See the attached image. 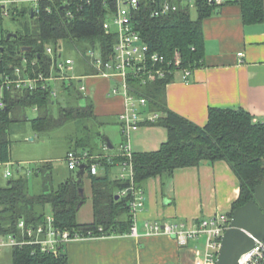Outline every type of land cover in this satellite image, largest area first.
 <instances>
[{
    "label": "trees",
    "instance_id": "16d2710c",
    "mask_svg": "<svg viewBox=\"0 0 264 264\" xmlns=\"http://www.w3.org/2000/svg\"><path fill=\"white\" fill-rule=\"evenodd\" d=\"M174 1L179 5L176 11L154 17L151 16L155 4L153 0H139L132 20L152 52L160 53L166 59H172L178 53L183 68L195 69L204 61L202 22L214 13L218 4L196 0V16L192 18L190 12L193 8L182 5L179 0ZM239 2L244 23L263 20L262 0ZM114 4L113 0H39L37 11L32 8V3L27 8L14 6L11 10L14 16L28 14L29 18L23 24V32L17 31L15 37L0 40V71L22 66L25 57L30 74L34 69L47 73L50 57L45 53V46L48 43L57 52L71 46L84 62V55L90 47L100 50L104 58L109 57L116 36L105 33L103 21L113 13ZM30 19L34 29L29 24ZM29 47L31 50L28 51ZM32 60L36 61L33 66ZM93 71L90 65L84 70H77L79 74ZM173 78L174 74H168L145 85L131 83L136 94L146 99L145 110L159 114L154 121L140 123L162 126L166 131V139L158 149L133 152V185L140 188L149 177L154 176L169 178L180 167L224 160L237 176L240 186L237 199L226 212L231 217L234 208L245 204L253 196L254 187L264 176V121L255 120L245 109L216 106L208 108L206 122L198 125L167 106L165 87ZM80 80L62 81L57 97H52L48 89L40 88L20 92L6 90L0 96L4 102V106L0 107V165L10 161L9 134L13 123L28 122L35 133H42L75 121L85 131L83 135L70 139L66 154L68 151H86L89 156L93 155L85 162L86 171L80 183L76 177L77 170L69 169L71 173L66 180L56 186L49 184L48 165L32 170L34 175L42 173L44 177L37 194L29 192V179L21 174L20 167L16 168L15 175L11 173L4 180L0 177V235H16L19 219L35 226L45 222L47 206L50 207L53 226L71 234L90 231L94 235L110 236L130 232L133 217L129 202L132 196L130 193L119 195L123 188L130 186V181L111 174V168L124 157L104 156L103 150L108 148L100 130L105 124L116 122V119L118 123L120 121L115 116L96 112L92 97L78 90ZM34 107L37 113L31 116L29 108ZM54 108L58 109L57 115ZM93 162L98 163V172L92 175L90 165ZM85 176L92 192L93 220L79 223L76 214L81 207L79 204L85 201V194L81 195L78 189L83 187ZM10 250L11 264H68L63 245L58 247L56 254L30 244Z\"/></svg>",
    "mask_w": 264,
    "mask_h": 264
},
{
    "label": "crops",
    "instance_id": "0c3cea01",
    "mask_svg": "<svg viewBox=\"0 0 264 264\" xmlns=\"http://www.w3.org/2000/svg\"><path fill=\"white\" fill-rule=\"evenodd\" d=\"M202 32L203 65L192 69L186 81L174 74L165 87L167 106L198 125L206 122L208 108L216 106L245 109L255 120L264 121V18L260 22L244 23L239 0H223L203 20ZM76 73L79 74L77 67ZM82 81L88 83L96 112L118 117L124 109V98L121 93L109 92L115 81L93 74ZM145 109L141 108L142 117L147 114L143 112ZM142 125L156 126L139 123L136 128ZM165 139L166 136L162 141ZM162 141L154 142L151 148L149 143L138 142L133 152L158 149ZM109 149L103 150L104 156H118L120 147L115 153ZM65 156L66 150L63 159ZM140 188L143 205L132 214L138 234L68 241L63 245L68 264H195L197 251L204 247L203 237L179 245L168 234H147L145 224L181 222L191 228L201 219L228 212L240 190L237 176L224 160L180 167L169 178L149 177ZM4 248L0 249V264H11V250Z\"/></svg>",
    "mask_w": 264,
    "mask_h": 264
},
{
    "label": "built area",
    "instance_id": "2783aa9c",
    "mask_svg": "<svg viewBox=\"0 0 264 264\" xmlns=\"http://www.w3.org/2000/svg\"><path fill=\"white\" fill-rule=\"evenodd\" d=\"M20 1L32 3V8L37 11V2L39 0H0V14L7 15L9 5L16 4ZM89 1V0H87ZM115 2L114 11L103 21V29L105 33H114L116 40L113 45V52L109 57L104 58L100 50L88 48L84 55L87 65H90L94 71L92 73L77 74L75 59L63 52L54 50L51 44H46L45 53L50 57L48 61L47 73L41 70L29 73L26 63L28 60L24 57L22 66H14L10 71H0V83L2 97L3 91L20 92L25 90H34L40 88L48 89L52 97H57L58 86L62 81L70 82L71 80L81 79L77 88L84 95H89V86L87 82H83L90 74L100 77H106L115 81L109 89L112 95L121 93L124 98V109L119 112L118 119L120 121V132L124 136V141L120 143V152L118 156L124 158L117 165L120 170L117 174L119 179H128L130 186L123 188L119 195L131 194L130 211L132 214L143 205V193L141 188H135L133 185V148L130 146V131L138 126L141 121H154L158 119L159 114L156 112H148L144 117L141 115V108L147 106L146 99L138 96L132 82L142 85L153 82L156 79L178 73L183 80L191 75L192 69L183 68L182 61L178 53H175L172 59H166L160 53L152 52L147 43L142 39L140 31L132 20L136 6L139 0H113ZM182 5L194 8L196 0H179ZM223 0H207L208 3L220 4ZM154 8L151 10V16H163L171 11H176L179 5L174 0H153ZM72 16L70 12L67 14ZM242 55V53H238ZM36 61L32 60L31 66ZM4 106L2 98H0V107ZM146 110H143V112ZM111 156V155H110ZM86 151L73 152L68 151L65 161L70 170H77L80 163H85L88 159H92ZM98 172V163L93 162L90 165V173L93 175ZM10 169L3 171V178L11 175ZM45 222L38 225L27 224L23 219H19L17 227L18 233L0 235V249L4 247L13 248L21 247L26 244L36 245L40 249L58 253V247L68 243V241H79L82 239H93L98 236L92 232L69 233L67 230H60L53 226V217L51 214L46 215ZM230 217L227 213H217L213 216L201 219L193 227L189 228L184 223L165 222L163 224L155 221L151 224L146 223L147 234H168L175 238L177 243L184 245L188 240L196 237L204 238V247L201 252L197 251L198 258L195 264H217V251L220 246V238L222 233L229 227ZM99 231L101 227L98 228ZM131 235L136 236L137 230L132 224L129 230ZM254 245L245 252H242L237 260V264H264V239L254 238Z\"/></svg>",
    "mask_w": 264,
    "mask_h": 264
},
{
    "label": "rangeland",
    "instance_id": "374dc122",
    "mask_svg": "<svg viewBox=\"0 0 264 264\" xmlns=\"http://www.w3.org/2000/svg\"><path fill=\"white\" fill-rule=\"evenodd\" d=\"M31 3V2H30ZM28 2H18L9 5L10 14L3 15L0 18V40L7 38L8 33H16L17 31H24L23 24L28 20V14L14 16L11 10L14 6L24 8L30 7ZM191 16L195 18V9H191ZM29 24L34 29V24L31 19ZM1 42V41H0ZM64 55H69L75 59V65L77 70H84L88 68L86 62L74 51V48L69 46L68 48L63 47L61 49ZM30 115H35L37 112L34 108H29ZM58 109L54 108V114L57 115ZM148 113V111H146ZM155 127L140 126L134 128L130 133V146L134 149L136 143L146 142L149 143L148 147L151 148L155 143H159L166 136V131L163 128L157 129ZM100 130L104 136H108L113 144V147L109 149L112 153L119 150L120 142L124 141V136L120 132V124L116 119V122L105 124ZM82 125L70 121L64 124L60 128L49 130V132H34L31 129L30 123L25 122L21 124L13 123V128L9 134L11 138L10 142V161L6 165H0V177L5 169H10L12 174H16V168L20 167L21 174L25 175L29 179V192L37 194L41 189L44 177L42 173L34 175L31 171L37 167H43L48 165V176L49 184L56 186L59 183L66 180L67 176L71 173L68 165L63 159L65 149L71 143V138H75L84 134ZM136 131L137 134H134ZM163 131L164 135L160 136V132ZM164 136V137H163ZM155 142V143H154ZM150 145V146H149ZM146 147V148H148ZM96 157V156H95ZM120 167L117 165L111 169V174L115 175L119 172ZM27 173V174H26ZM83 191L85 194V201L81 204V208L76 214V219L81 222H90L93 220V204H92V192L90 190V184L88 178L85 176L83 182ZM50 214V207H46V215ZM8 249L9 248H4Z\"/></svg>",
    "mask_w": 264,
    "mask_h": 264
},
{
    "label": "water",
    "instance_id": "95a60500",
    "mask_svg": "<svg viewBox=\"0 0 264 264\" xmlns=\"http://www.w3.org/2000/svg\"><path fill=\"white\" fill-rule=\"evenodd\" d=\"M33 13L34 11H32V15ZM15 36V33L7 34V38ZM29 50H31V47L28 48ZM104 141L108 148L113 147L107 135L104 136ZM85 171L86 163H80L76 172L79 183L83 181ZM78 191L81 195L84 194L81 186ZM79 206H81V203ZM228 226L220 238L217 264H237L241 253L254 245V238L264 239V176L261 182L254 187L253 196L248 202L234 208Z\"/></svg>",
    "mask_w": 264,
    "mask_h": 264
}]
</instances>
